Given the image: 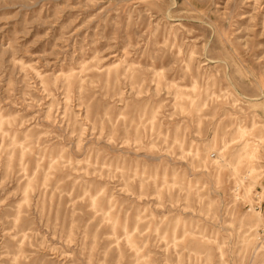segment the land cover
Masks as SVG:
<instances>
[{"label":"rangeland","instance_id":"obj_1","mask_svg":"<svg viewBox=\"0 0 264 264\" xmlns=\"http://www.w3.org/2000/svg\"><path fill=\"white\" fill-rule=\"evenodd\" d=\"M0 264H264V0H0Z\"/></svg>","mask_w":264,"mask_h":264}]
</instances>
